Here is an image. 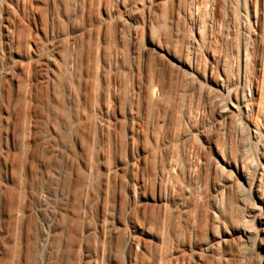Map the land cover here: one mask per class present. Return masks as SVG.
<instances>
[{"label": "rangeland", "instance_id": "1", "mask_svg": "<svg viewBox=\"0 0 264 264\" xmlns=\"http://www.w3.org/2000/svg\"><path fill=\"white\" fill-rule=\"evenodd\" d=\"M262 199L264 0H0V264H264Z\"/></svg>", "mask_w": 264, "mask_h": 264}, {"label": "bare ground", "instance_id": "2", "mask_svg": "<svg viewBox=\"0 0 264 264\" xmlns=\"http://www.w3.org/2000/svg\"><path fill=\"white\" fill-rule=\"evenodd\" d=\"M185 65V64H184ZM247 102V98H246V96L245 95H242V97H241V99H240V104H245ZM247 110V109H246ZM239 173H240V175L241 176H244V174H243V172L240 170L239 171ZM244 178H245V180H246V183L247 184H250V182L247 180V177H245L244 176ZM247 191V190H246ZM261 206H262V209L259 211V214L256 216L257 217V221L260 223V225L261 224H264V199H262V203H261ZM250 221V220H249ZM247 222V221H246ZM253 222H254V220H253ZM252 222V223H253ZM250 226V225H249ZM248 226V227H249ZM252 226V225H251ZM247 228V227H246ZM251 229V228H250ZM244 230V229H243ZM248 230V229H247ZM249 231V230H248Z\"/></svg>", "mask_w": 264, "mask_h": 264}]
</instances>
